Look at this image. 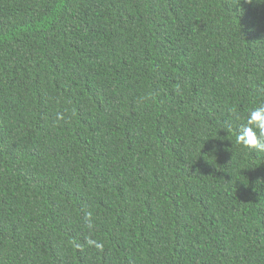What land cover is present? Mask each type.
Wrapping results in <instances>:
<instances>
[{
	"label": "trees",
	"instance_id": "obj_1",
	"mask_svg": "<svg viewBox=\"0 0 264 264\" xmlns=\"http://www.w3.org/2000/svg\"><path fill=\"white\" fill-rule=\"evenodd\" d=\"M264 4L0 0V264H264Z\"/></svg>",
	"mask_w": 264,
	"mask_h": 264
},
{
	"label": "clouds",
	"instance_id": "obj_2",
	"mask_svg": "<svg viewBox=\"0 0 264 264\" xmlns=\"http://www.w3.org/2000/svg\"><path fill=\"white\" fill-rule=\"evenodd\" d=\"M248 4H264V0H245ZM236 143L264 153V104L252 108L246 122L241 125Z\"/></svg>",
	"mask_w": 264,
	"mask_h": 264
}]
</instances>
